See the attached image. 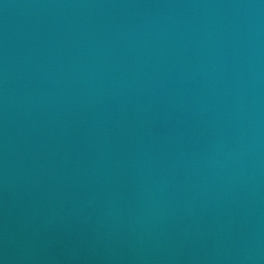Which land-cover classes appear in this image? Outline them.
I'll list each match as a JSON object with an SVG mask.
<instances>
[{"label":"water","instance_id":"1","mask_svg":"<svg viewBox=\"0 0 264 264\" xmlns=\"http://www.w3.org/2000/svg\"><path fill=\"white\" fill-rule=\"evenodd\" d=\"M0 264H264V0H0Z\"/></svg>","mask_w":264,"mask_h":264}]
</instances>
